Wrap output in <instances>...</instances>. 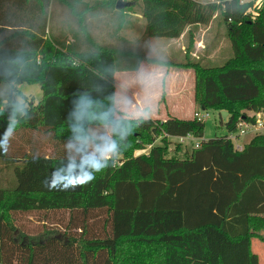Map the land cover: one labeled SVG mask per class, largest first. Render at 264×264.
<instances>
[{
	"label": "trees",
	"instance_id": "obj_1",
	"mask_svg": "<svg viewBox=\"0 0 264 264\" xmlns=\"http://www.w3.org/2000/svg\"><path fill=\"white\" fill-rule=\"evenodd\" d=\"M52 2L0 0V71L18 51L28 58L15 79L0 75V82L38 83L43 91L37 103L21 91L0 98V140L10 103L20 97L27 111L14 132L42 130L59 151L25 155L15 170L16 187L0 189V264H259L252 239L264 241V234L251 231L249 216L264 214V135L238 151L227 135L204 139L205 122L196 117L117 116L115 74L136 71L144 60L192 69L196 104L227 110L221 122L236 131L240 121L255 120L246 111L264 113V3L253 19L247 13L251 3L240 0H142L146 34L153 38H179L188 26L208 25L220 12L233 55L208 67L131 51L117 57L110 46L84 45L75 32L70 41L68 31L51 33ZM81 97L91 106L80 119L70 117ZM94 125H110L117 133L121 157L80 185L76 178L87 162L71 159L80 149L78 138L88 139ZM125 133H132L127 140ZM188 134L200 138L201 147L183 157L170 155L169 139ZM158 138L162 144L154 145ZM148 145V153L135 154ZM7 155L0 149V158ZM34 211H67L69 219L63 231L18 240L13 214ZM103 211L112 233L99 235L90 221ZM125 215L130 223L120 229L118 218Z\"/></svg>",
	"mask_w": 264,
	"mask_h": 264
},
{
	"label": "rangeland",
	"instance_id": "obj_2",
	"mask_svg": "<svg viewBox=\"0 0 264 264\" xmlns=\"http://www.w3.org/2000/svg\"><path fill=\"white\" fill-rule=\"evenodd\" d=\"M125 1L131 2L132 5L123 9H117V0H53L50 6L51 23L49 28L51 33L59 35L64 31H68L70 34L68 39L70 41H73V33L75 32L82 39V42H85L84 45L110 46L117 50V57H119L120 52L131 51L141 55V57L146 56L152 59L157 58L177 62H185L187 60L192 62L199 61L203 66L208 67L221 66L232 57V43L227 35V28L219 11L216 12L210 24L197 26L208 29L204 34L205 49L195 51L187 59L181 48V43L178 41L147 36L146 20L142 15V0ZM191 38L189 32H187L184 39L186 47L189 44L188 40ZM191 48L193 49V45ZM143 62L164 69H158V71L153 70L156 73H151L150 80L148 81L152 82L143 88L142 94L147 97L145 101L146 103L148 102L153 112L157 107H161L162 109L164 107L163 102L166 101L164 90L163 94L161 93L162 96H160V84L166 82L164 80L165 78L161 81L165 72L169 76V81L173 83L172 87H174V89L169 88V106L172 107L173 112L178 115L177 111L181 106L187 111L192 109L191 100H195L194 73L193 77L191 73H183L181 75L177 70L182 69L180 67H167L149 60H144L141 63ZM163 86L165 87V84ZM139 90L140 86L132 79L130 72L119 71L116 74L117 116L125 115L131 118H140L137 114L139 109H136L134 112L130 104H134L133 106L139 104V99L137 100L135 98V93L139 92ZM17 91H21L30 99L33 98L36 103L43 96V91L38 83L13 85L0 82V98H8L11 95H16ZM18 98L22 100L20 97ZM196 111L202 113V109L195 102L194 112ZM163 112L164 110H161V114ZM219 112L209 109L210 115L204 119V139L208 140L228 134L226 126L221 122ZM246 113L249 116L254 114L253 111L249 110ZM186 114L179 115L188 116ZM155 119L162 120L161 118ZM89 131L90 136L87 140L99 149H102L104 145L112 143V128L110 125H94L90 127ZM257 135H264V129L257 134L247 135L244 139L239 140V142L245 146L247 142ZM169 141L168 152L170 155L183 157L190 152L191 146H187V148L181 145L177 142L176 138L169 139ZM161 144V138H158L154 143V145ZM185 144H190V142L188 141ZM150 148L151 145L146 146L145 149H136L135 154L148 153ZM57 150L53 142L50 141V138L42 130L30 131L21 129L13 132L8 140V157L0 158V189H12L16 187L15 170L17 167H22L25 164V155L44 152L57 153L59 155V151ZM120 157L118 156V158ZM13 216L15 224L19 229L16 232L17 239L24 242L41 240L53 231H63L69 219V213L67 211L17 212ZM98 216L99 219L96 221L94 219L95 217H92L93 220L90 221V223H93L91 224L92 230L99 235H104L105 232L112 233V224L111 221L108 223L106 212H99ZM130 220L131 216L128 215L119 217V228H127ZM148 220L149 217L141 218L142 223H146Z\"/></svg>",
	"mask_w": 264,
	"mask_h": 264
},
{
	"label": "crops",
	"instance_id": "obj_3",
	"mask_svg": "<svg viewBox=\"0 0 264 264\" xmlns=\"http://www.w3.org/2000/svg\"><path fill=\"white\" fill-rule=\"evenodd\" d=\"M197 26H200V24H194V25L188 26L186 28V30L184 31V33L179 38L173 39V40H176L179 43H181V48L185 54V57H186V53H187V47L190 45V42H192V41H193V49L191 51V55H193V53L195 51H202L205 49V40H204L205 36H204V34L207 32L208 29H203V28L197 27ZM187 32H189V36H190V38L191 37L192 38L190 40H188L189 44L186 47L184 39H185V35ZM155 68H157V69H155ZM158 69L162 70L163 68L162 67L159 68L157 66L150 65L149 63L143 62V63H141L139 69L136 71H121V72H130V74H132V79L136 82V84H138L140 86L139 92L135 93V98L137 100L139 99L138 100L139 104L136 106H133L134 104L130 103L132 105L133 111L135 112L136 109H139L138 113H137L138 116L149 117V118H154V119L155 118H161L162 120H165L169 117H175V118H179V119H192L193 114L195 113L194 112V110H195V100L194 99L191 100L192 109L187 111L185 108L183 109V107L181 106L179 108V110L177 111L178 115L175 114V112H173L172 107L169 106V93H170L169 88L174 89V87H172L173 83H172V81H169V76L166 72H165V74H163V76L161 78V81H163V79L165 78L164 80L166 82L160 84V86H161L160 87V89H161L160 96H162L163 90L165 91V95H166V101L163 102L164 107H162V109H161V107H157V109H155L154 112L150 109L148 102L146 103V101H145V99H147V97L144 96L142 93H143L144 86L150 85L148 83L152 82V81L148 82L150 80L151 73H156V71H158ZM153 70H156V71H153ZM177 70L181 73V75L183 73H191L192 77H193L194 72L192 69L182 68V69H177ZM165 71H167V69H165ZM178 71H176V72H178ZM116 74H115V81H116ZM194 79H195V74H194ZM164 84H165V87L163 86ZM161 110H164V112L162 114H161ZM186 111H187V114H186ZM179 114H184V115L186 114L188 116H180ZM219 114H220V119H221V116H222L221 112H219ZM228 116H229V114H228ZM228 116H227V118H228ZM173 138L174 139L176 138L177 142L180 143L178 141L177 137H171L170 139H173ZM198 139H200V138H198ZM188 141L190 142V144H185ZM180 144L185 146V147L191 146L190 152H192L195 149L193 147L194 142L191 140H186L184 143H180ZM239 151H241V150H239ZM249 226H250V229L253 233L264 234V214H251L249 216ZM252 248H253V251L256 252L259 256V264H264V241H262L260 238L254 237L252 239Z\"/></svg>",
	"mask_w": 264,
	"mask_h": 264
},
{
	"label": "clouds",
	"instance_id": "obj_4",
	"mask_svg": "<svg viewBox=\"0 0 264 264\" xmlns=\"http://www.w3.org/2000/svg\"><path fill=\"white\" fill-rule=\"evenodd\" d=\"M27 56L24 51H18L15 55L8 57L3 62L2 75L5 79L13 80L19 75L27 63ZM91 106V101L87 97H81L76 103L75 111L70 113V117L80 119L86 109ZM11 113L9 115L8 126L5 130L4 139L0 140V149L7 150L8 140L15 130V126L18 123V117L26 115V108L23 102L19 99L10 103ZM132 133H125L124 139L127 140V136ZM116 132L112 133L113 142L104 145L102 149L94 146L86 138H78L80 140V149L73 155L72 161H86L87 168L84 174L77 176L76 183L83 185L95 179V173L108 167L110 164L114 166L116 159L118 158L121 149L119 143L115 140ZM64 162H61V166Z\"/></svg>",
	"mask_w": 264,
	"mask_h": 264
},
{
	"label": "built area",
	"instance_id": "obj_5",
	"mask_svg": "<svg viewBox=\"0 0 264 264\" xmlns=\"http://www.w3.org/2000/svg\"><path fill=\"white\" fill-rule=\"evenodd\" d=\"M241 4L251 3V6L248 7L247 13L251 14V17L255 19L259 13L258 10L263 6L264 0H240ZM210 115L209 110L202 109V113L196 111L194 117L199 120H204ZM254 121H240L237 126L236 131L228 132L227 138L231 140L234 144L235 149L242 150L244 144L240 143L239 140L244 139L247 135L257 134L258 132L264 129V113L263 112H254L252 115ZM178 141L184 143L186 140H191L194 142L193 147L195 149L201 147V139H198L193 134H188L187 136H178Z\"/></svg>",
	"mask_w": 264,
	"mask_h": 264
},
{
	"label": "water",
	"instance_id": "obj_6",
	"mask_svg": "<svg viewBox=\"0 0 264 264\" xmlns=\"http://www.w3.org/2000/svg\"><path fill=\"white\" fill-rule=\"evenodd\" d=\"M132 5L131 2H128V1H125V0H117L116 2V8L117 9H123V8H126L128 6ZM228 111L226 110H222L221 111V115L223 117V119L226 121L227 120V116H228Z\"/></svg>",
	"mask_w": 264,
	"mask_h": 264
}]
</instances>
